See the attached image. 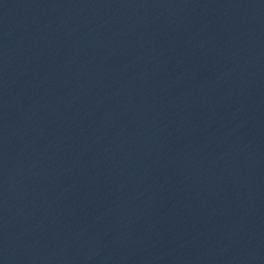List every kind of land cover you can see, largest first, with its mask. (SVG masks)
<instances>
[{
  "label": "water",
  "instance_id": "water-1",
  "mask_svg": "<svg viewBox=\"0 0 264 264\" xmlns=\"http://www.w3.org/2000/svg\"><path fill=\"white\" fill-rule=\"evenodd\" d=\"M264 77V0H0V264H111Z\"/></svg>",
  "mask_w": 264,
  "mask_h": 264
}]
</instances>
